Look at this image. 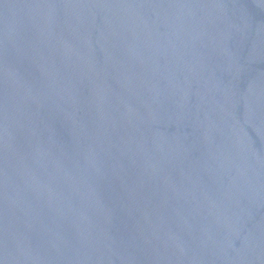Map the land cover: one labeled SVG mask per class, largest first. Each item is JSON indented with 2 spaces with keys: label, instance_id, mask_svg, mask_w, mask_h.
I'll return each instance as SVG.
<instances>
[{
  "label": "water",
  "instance_id": "water-1",
  "mask_svg": "<svg viewBox=\"0 0 264 264\" xmlns=\"http://www.w3.org/2000/svg\"><path fill=\"white\" fill-rule=\"evenodd\" d=\"M0 264H264V0H0Z\"/></svg>",
  "mask_w": 264,
  "mask_h": 264
}]
</instances>
